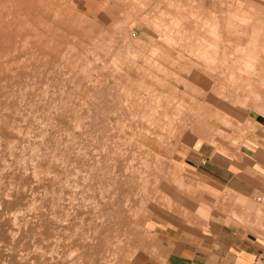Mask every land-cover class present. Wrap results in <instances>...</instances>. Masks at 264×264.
<instances>
[{
	"label": "rangeland",
	"instance_id": "374dc122",
	"mask_svg": "<svg viewBox=\"0 0 264 264\" xmlns=\"http://www.w3.org/2000/svg\"><path fill=\"white\" fill-rule=\"evenodd\" d=\"M56 1L59 3H64L66 9L75 8L73 14H75V17H77V24L80 25L81 17L79 16H82V12L77 9L78 5L81 6L83 10H85V8L89 4H92V2L98 0ZM117 1H119L121 4L127 3L128 6H126V8L119 7V13L121 15L118 14L117 16L120 21H126L129 18H131L129 20H134L135 25L129 32H135V34L139 36V38L141 37L140 39L142 41H139L141 42L139 45L144 44V42L147 41V36L150 33L149 31H155L159 28V30H166L167 27V30L172 32L171 25L167 26L171 21V17L170 20H168L171 13H169L168 15L163 13L164 16L162 14L164 9L169 8V4L171 5L170 8L179 7L185 9L186 12H188L190 8L194 9L196 13H193L192 15L188 13L186 15L190 18H193L195 20V23H216L221 29V34L224 33L223 36L219 37L218 33L206 31L208 39L214 43V45L208 44L207 47L218 48L221 52H224V57H226L228 60L233 59L234 61V58L236 57L243 58L245 56H248L247 59H250L251 65V69L249 70L251 71L252 82L249 84V86H247L245 96L239 97L233 102L231 101L232 98H230L229 100H227L226 98L230 93H232V89H230L229 91L227 90L228 86L226 83L229 82L227 79L223 80L224 85L220 87L224 91H220L221 89L219 87H216L215 92L218 94H216L217 101L220 102V105H222L223 107L226 104L229 105V108L233 111V113L224 110L222 111L220 110L221 108H217L214 105L208 107V109L206 110L208 117L206 121L208 123V126L203 128L202 133H194L190 128H188L189 125L185 127H180L178 125L182 118V113L187 110L191 103L197 102V100L193 96H189L188 94L181 95V92H179L178 96L176 98L174 97V99H172L173 94H169L168 96L171 100H173L174 105L172 107V110L175 112L178 111V114H181V118L179 117V115L177 117L174 116L173 121L171 120L172 122L170 121L168 126L164 125L166 126V130L164 126L156 127L155 123V127H151V124L153 125L151 121L155 119L151 117H144L145 120L144 118L142 119L143 125H140L139 129L141 131L139 132L138 130L136 131L132 128H129L126 125L127 123L124 124L123 122L126 121V117L123 116L121 117L122 119H124L123 121L120 118L112 119L113 121L115 120V124H112V128H116L110 133L108 132V136L107 138H105L106 133L103 132L102 128L109 127V123H105L104 120L101 122L98 116L94 117V114L92 113L93 109L91 106V103L92 101H94V99L90 100L89 102V98L86 103L83 104V106V100L81 101L82 103L80 104V106L82 107L80 111L84 113L82 118L83 121L86 120L84 121L85 123L82 120H79V122L81 121L80 123H75V121H72V113L70 112L72 109L71 107L70 109L67 108L69 106V103L71 104V102L75 100L74 98L76 96H79V99L81 100L84 97H87V94L82 96V86L77 85V82H75L73 88H80L77 90L75 89L76 91H78H75V97L74 94L68 95L59 90L57 91V89H60L56 88L60 85V81L56 82V86L54 85V82L55 80H60L62 76L61 73L56 68H54L52 64L49 65L50 67H48V65H43L40 62V64H37L35 66L34 63L27 64V62L24 64L25 66H16V64H7L5 67L1 66L0 84H2V86L0 85V88L2 89H0V104L2 106L0 105V264H135L137 256H139V259H142L140 264H152L162 261V257L164 254L161 237H159L154 231H151L152 225L154 227H157V224H159L180 231H190L191 228L206 227L207 223L210 220H214V218H223L226 223L246 226H249L252 222L261 221L262 218H264V209L261 206L248 204L243 199L241 201L238 200L235 197L234 193H232L230 190L202 178L198 173L190 170L188 167L183 165L181 161V158L184 154H186L187 149H189L191 144L195 142L196 144H198L199 142H205L212 147H219L220 143H232L238 146L243 142L248 133L253 130L246 113L252 107L257 108V104H260L262 101L261 91L262 82L264 80V0ZM135 4H137L136 6H140L135 8ZM128 9H130L132 12L134 11V13H131V11H129ZM150 16L153 17L155 25L145 31V27L147 28V23L153 22L152 19L151 21H149ZM158 17L160 18V20L164 19V21H160ZM157 18L158 20H156ZM220 19L228 20H223L222 23ZM159 21L161 22V24H163L160 25ZM225 23L229 24V28H226L227 26ZM78 28L80 29H78L79 31H84L81 30L80 26ZM100 29V26H95L94 31L97 30L98 32ZM103 29L105 31L111 30L107 29L106 27ZM165 30L163 32L164 38H166L167 36L165 34L167 31ZM145 33H147V36H145ZM142 34H144L145 37L142 36ZM149 49L150 47L146 45L145 51L150 54L151 51ZM252 56L254 57L255 62L252 61L254 60L253 58H251ZM31 66H35L34 69ZM47 67L50 70L46 69ZM219 68L220 67H218L216 70L219 71ZM33 70L39 72L35 73V71ZM32 73L35 74L33 75ZM32 77L35 78V80L32 79ZM54 77L56 79H54ZM26 79H28V81ZM47 79L49 80L47 81ZM30 80L35 82H32ZM50 81L52 82L46 83ZM37 84L39 85L36 86ZM44 84L46 88L42 86ZM67 84L69 86L68 89L71 90V81L69 83L67 82ZM26 87L28 92L26 91ZM31 87L34 88L32 89ZM42 88L44 89L43 92ZM245 88L246 87L242 86L241 89L239 88L237 90L239 91ZM121 89L124 88L122 87ZM45 91L47 93H45ZM24 93L26 96L23 97ZM10 95L12 98L10 97ZM19 96L21 97L19 98ZM36 96L38 97L35 102L34 99H36ZM52 96H54L55 98H53ZM58 98L60 100H58ZM63 99L66 101H64ZM147 100L149 101V103L148 101H146L148 105L146 106V108H149L151 104L154 105L155 98L153 99V97H150ZM26 101H28L29 103ZM5 104L7 107L5 106ZM37 104L39 106H37ZM178 104L181 106H179ZM31 106L33 107V109ZM29 107L31 108V110ZM214 107L218 110H214ZM21 108L23 110H21ZM7 109L9 110L8 112ZM53 109H55V112L53 111ZM28 111L29 113H27ZM30 111L33 113L31 114ZM88 111H90L89 116L87 115L89 113ZM129 111L130 110L127 109L125 112L129 113ZM255 111H257L258 113H262L257 109ZM118 112H120V110H118ZM16 113L18 114L15 115ZM36 113L38 114V116H36ZM62 113L65 114L63 117L61 116ZM33 116H35V118H33ZM131 118L137 119L138 117ZM24 119H26L27 122ZM38 120H40L41 122H38ZM146 120L150 121L149 123L151 124L149 125V123H147L148 121ZM10 121H12L13 123ZM36 121L37 124L35 123ZM15 122L17 126L13 125L15 124ZM74 123L75 125L72 126L73 131H71L73 135L72 139L74 138V136H77L75 137V139H73L72 144L75 147V152L70 151L71 154H66V161H61L60 155L62 151L60 150L57 138L60 137L61 134L57 132V129H59L60 126L69 129V127H71V125ZM78 124L80 125V127L79 129H76V127H78ZM123 124L124 126H126V128L123 127ZM18 125H21V127ZM39 125L43 127H40ZM170 125L176 126L174 127L175 129L172 126L170 128ZM87 126L89 127V129H86L88 128ZM145 126L146 128L149 126L150 130L146 129V131L144 132L143 128H145ZM19 128H22L21 131ZM26 128H29L27 129L28 131L30 129L31 130L28 132ZM172 128L175 132L171 130ZM17 131H19L20 134L19 132L17 133ZM25 131H27V133ZM37 131L39 132V134ZM46 131L47 133L45 134ZM166 132L168 134H166ZM170 133L171 135H169ZM39 135H42V139H40V142ZM92 135L93 139L91 138ZM123 135L125 138L121 139L123 138ZM167 135L170 136L169 140ZM27 136H30V140ZM118 136H120L121 138ZM23 137L25 138L24 140ZM130 138L132 139V141L128 142ZM167 140L169 141V143ZM111 142L114 143H112L111 145ZM127 142L129 144H127ZM130 142H135V144H131ZM124 144L126 148L125 146H123ZM50 145L52 147H50ZM78 145H80L81 147ZM128 145L133 147H129ZM137 145L138 147H140V149L137 147ZM32 147L34 150L32 149ZM81 148L84 149V151ZM113 148L115 149V151ZM69 149L73 150L72 147H69ZM141 149H143V151ZM80 150L83 151L84 154ZM78 151L79 153L81 152L80 155H78ZM124 151H126V153ZM147 151H149L148 154L150 152L152 153L147 155ZM134 153L136 156H134ZM145 154L146 156L143 157ZM51 156L53 159L51 158ZM98 156L100 157L98 158ZM88 157L90 159H87ZM155 158L157 159L156 161ZM30 160L31 162L33 161V165ZM141 160H145V163L142 161V163H144V166L140 162ZM16 161L19 162V164ZM138 163L141 164L145 170L142 166L139 167ZM158 163L160 164V167ZM127 164L128 167H126V169L128 171L126 170L125 173L123 169L125 168V165L127 166ZM153 166L156 167V169ZM165 167H167V169ZM134 168H136V171L134 170ZM159 168L160 170H157ZM114 169L116 172L114 171ZM142 173H146V175L144 174L145 177L144 175L142 176ZM32 174L35 178L38 177V179L35 180ZM172 174L176 177H174ZM140 177L145 180L141 179ZM180 177L182 181L180 180ZM156 178H158V180L167 178V180L170 182V185H173L179 191H182L181 193H183V198H186L188 201H190L194 209H189L180 204L178 208V205L174 200H171L172 197H169V195L163 196L160 191H157V194H155V189H157ZM143 181L144 183H141ZM178 183L180 184L181 189ZM188 185L189 187H186ZM108 189H110V191ZM102 190L105 192H103ZM144 193H146V195ZM199 193H201V198L197 197ZM133 195L136 196L134 197ZM149 196L151 197L150 199L153 202L149 201ZM159 198H166L165 200H167L168 202V198H170L169 204L173 201L170 204L171 206H169L170 210L167 205L168 203ZM139 199L143 201V207L142 205H140V203L142 204V201H139ZM215 200H217V202ZM101 201H104V203H102ZM147 202L149 203L147 204ZM85 203L88 204L84 205ZM32 204L34 205V207H32ZM118 206L120 208H118ZM200 207L206 209V212L201 214L198 210L196 211V209H199ZM134 209L136 210V212ZM107 210H109L110 212ZM107 216L109 217V219L107 218ZM100 217L103 218L101 219ZM248 219L251 222H248ZM97 227H99V231L98 229L97 231L95 230ZM143 229L150 232L147 233L148 231L146 232ZM118 230L121 231L119 232ZM133 232L137 234L140 232L142 234H145L143 236H145L148 241L153 242V246L151 247L152 249L146 248L145 246H142L143 248L141 247L139 249L137 247V243L139 242H136L130 237ZM106 237H108L109 239L107 238L106 240ZM110 238L112 241L110 240ZM109 243L110 245H108Z\"/></svg>",
	"mask_w": 264,
	"mask_h": 264
},
{
	"label": "bare ground",
	"instance_id": "6f19581e",
	"mask_svg": "<svg viewBox=\"0 0 264 264\" xmlns=\"http://www.w3.org/2000/svg\"><path fill=\"white\" fill-rule=\"evenodd\" d=\"M116 1L117 0H115V1H111V0L110 1H108V0L99 1L98 0V1L92 2V4H89L85 8V10H83L82 7L79 5H78V7L76 6L77 9L82 12V16H79V17H81L80 18L81 24L79 25V24H77L78 21H76L77 17H75V14H73L75 8L66 9V6L64 3H59L56 0H0V67L1 66L5 67L7 64H16V66L17 65L18 66H21V65L25 66L24 64L27 62H28L27 64L34 63L35 66L37 64H40V62L43 65H48V67H50L49 65L52 64L54 66V68H56L61 73V76H62L60 80H55V82H54L55 83L54 85L56 86V82L60 81V85L56 87V88H60V89H57V91L59 90V91L66 93L68 95L74 94V97H75V95H76L75 91L80 88V87H78L77 89L75 88L76 90L73 88L75 82H77V85L82 86V91H81L82 96L87 94V97H84L81 100L79 99V96H76L74 98L75 100L72 101L71 104L69 103V106L67 108L70 109V107H71V109H72L70 111L72 113V115H71L72 121L73 122L75 121V123H80L81 121L79 122V120L83 121L82 117H83L84 113H82L80 111V109L83 106V104L86 103V101L89 98H90L89 102H90V100L94 99V101H92V103H91L92 105L90 104L92 106V109H93L92 113L94 114V117L98 116V118L100 119L101 122L104 120L105 123L106 122L109 123V127L102 128L103 132L106 133L105 138H107L108 132L110 133L111 131L115 130V128H116V127L115 128L113 127L114 129L112 128V124H115V122H114L115 120L113 121L112 119L120 118L123 121L124 119L121 118L123 116L126 117V119H125L126 121H124L123 123L124 124L127 123L126 125L129 128H132L133 130H136V131L138 130L139 132L141 131L139 129V127L142 124V119L144 117H148V118L151 117V118L155 119V120L152 119L155 122L151 121V123H153V125L151 123H149L150 121L146 120V121H148L147 123H149V125L151 124V127L154 126V123L156 124V127H160V126L162 127L164 125L168 126L170 121L171 120L173 121L174 116L175 117H177L178 115H179V117L181 116V114H178V111L175 112L172 110V107L174 105L173 100H171L168 95L173 94L172 99H174V97L176 98L178 96L179 92H181V95L182 94H188L189 96H193L197 100L196 103H191L189 105V107L187 108V110H185L184 113H182V118L180 117L181 120L179 119L180 122L178 123V125L180 127H182V126L185 127V126L189 125L188 128H190L191 131H193L194 133H202L203 128L208 126V123L206 121V119L208 118L207 113H206V110L208 109V107L214 105L217 108L218 107L221 108L220 110H224V111L233 113V111L229 108V105L226 104L224 107L222 105H220V102L217 101V97H216L217 93L215 92V89H216V87L220 88L222 85H224L223 80L227 79L229 81L226 83L228 86L227 90L229 91L230 89H232V93H230L226 97L227 100L232 98L231 101L233 102L234 100H237L239 97H244L246 94L247 86H249V84L252 82L251 81L252 80L251 79V71L249 70V69H251L250 68L251 67L250 59H247L248 56H245L243 58L236 57V58H234V61H233V59L228 60L226 57H224L225 56L224 52H221L218 48L207 47L208 44L214 45V43L208 39V35L206 34V31H208V32L211 31L212 33H218L219 37L224 35V33L221 34V29L216 23H213V24L195 23V20L193 18H190L186 15L188 13L190 15H192L193 13H196V11H194V9L190 8L189 11L186 12L185 9H183V8H179V7L170 8L171 5L169 4V8L164 9L162 14L164 13V14L168 15L169 13H171V15H169V18H168V20H170V17H171V21H170L169 25H167V26L171 25L172 32L167 30L166 26H165L166 30L165 29L159 30L160 28L156 29L155 31H149L148 30L150 32L148 34V36H147V33H145V36H147V41H145L144 44L139 45L141 43L139 41H142L140 39L141 37L139 38V36H137L135 34V32H132V33L129 32V31H131L132 27L135 25L134 20H129V19H131V18H129L126 21H120V19L117 16L118 14H120L119 13V10H120L119 7L126 8V6H128L127 3L121 4L119 1H117V2ZM137 4H135V6ZM139 6H136L135 8H137ZM128 10L131 11L130 9H128ZM131 13H134V11L133 12L131 11ZM164 14H163V16H164ZM154 15H156V14H154ZM152 16H150L149 21H151V19H152L153 22L147 23V28L145 27V31L148 28L155 25L154 19ZM158 18L156 20H158ZM159 20H160V18H159ZM162 20L164 21V19H161L160 21H162ZM220 20L223 23V20H228V19H220ZM138 21H140V20H138ZM162 24L160 22V25H162ZM78 25L81 27V30H84L83 32L79 31L80 29L78 28L79 27ZM95 26H98V27L100 26L101 29L98 32H97V30L94 31ZM226 26H227L226 28H229V24H226ZM105 27L107 29H111V30L105 31L103 29ZM156 28H158V27H156ZM164 30L167 31L165 33L167 35L166 38H164V36H163ZM95 32H96V34H95ZM142 36H144V34H142ZM146 45H148L150 47V49H149L151 51V52L149 51L150 54L145 51ZM251 58L254 59L253 56ZM252 61L255 62V59ZM13 66H12V68H13ZM40 66H42V65H40ZM34 67H32V68L34 69ZM48 67L46 69H49ZM218 67H220L219 71L216 70ZM36 70H39V69H36ZM36 70H33V71H35V73L39 72V71L36 72ZM15 72H17V71H15ZM31 72H32V70H31ZM32 79L35 80V78H33V77H32ZM54 79H56V78L54 77ZM26 80L28 81V79H26ZM48 80L49 79H47V81ZM30 81H32V80H30ZM70 81H71V84L73 83L72 85L70 84V86H72L71 90L68 89L69 86L67 84V82L69 83ZM32 82H35V81H32ZM51 82L52 81L46 82V83H51ZM0 85L2 86V84H0ZM38 85L39 84H37L36 86H38ZM46 85H48V84H46ZM42 86L45 87V84ZM242 86L246 87V88L238 91L237 89H239V88L241 89ZM27 87H26V91L28 92ZM122 87L124 89H121ZM0 89H2V88H0ZM18 89H20V88H18ZM220 89H219L220 91H224V90H222V88H220ZM24 90H25V88H24ZM43 90L44 89L42 88V92H43ZM12 91H13V89H12ZM46 91H45V93H47ZM18 92H19V90H18ZM76 92H78V91H76ZM20 94H21V92H20ZM35 94H37V93H35ZM221 94H222V92H221ZM11 95H10V97H11ZM27 95H28V93H27ZM21 96H22V94H21ZM21 96H19V98ZM24 96H26L25 93H24L23 97ZM5 97H6V95H5ZM37 97L38 96H36V99H34L35 102L37 100ZM52 97L55 98L54 96H52ZM150 97H153V99L155 98V103H154V105L151 104V106L149 108L147 107L148 108V110H147L146 106H148V105H147L146 101H148L147 99ZM59 98H58V100L61 99V98L60 99ZM39 99H40V97H39ZM64 101H66V100H64ZM26 102H28V101H26ZM57 102H60V101H57ZM153 102H154V100H153ZM176 102H177V100H176ZM55 103H56V101H55ZM81 103H82V106H80ZM148 103H149V101H148ZM60 104H62V103H60ZM5 106H6V104H5ZM37 106H39V105L37 104ZM52 106H53V104H52ZM179 106H181V105H179ZM176 108H178V107H176ZM217 108L214 107V110H218ZM32 109H33V107H32ZM127 109L130 110L129 113L125 112ZM16 110H17V107H16ZM21 110H23V109L21 108ZM30 110H31V108H30ZM54 110L55 109H53V111ZM88 110H89V107H88ZM118 110H120L121 113L118 112ZM8 111L9 110L7 109V112ZM25 111H26V109H25ZM88 112L89 113L87 115L89 116L90 111H88ZM22 113H23V111H22ZM27 113H29V111ZM32 113L33 112H31V114ZM37 113H41V112H37ZM37 113H36V116H38ZM17 114L18 113H16L15 115H17ZM64 115H65L64 113L61 114L62 117ZM47 116H48V114H47ZM131 117H138V118L134 119ZM33 118H35V116H33ZM6 120H8V119H6ZM24 120L26 121V119H24ZM144 120H145V118H144ZM12 121H10V122H12ZM84 121H86V120H84ZM38 122H41V121L38 120ZM30 123H32V122H30ZM35 123L37 124V121ZM75 123L72 124L71 127H69V129L66 127H61V126L59 127V129H57V132H59L61 134L60 137H57L58 138V144L60 146V150L62 151L61 155H60L61 161L62 160L66 161V159H67L66 154H71V152L74 151L75 147L72 144H73V139H75V137H77V136H74V138L72 139V136H73L72 135V131H73L72 126L75 125ZM45 124H44V126H45ZM83 124H82V126H83ZM124 124H123V127L126 128V126H124ZM13 125L15 126L16 122ZM96 125H97V123H96ZM18 126L21 127V125H18ZM76 126H77V124H76ZM100 126H102V125H100ZM166 126H164L165 130H166ZM171 126L172 125H170L169 127L171 128ZM40 127H43V126H40ZM79 127H80V125L78 124V127H76V129H79ZM172 127L174 128L176 126H172ZM173 128L171 129L172 131H174ZM21 129H20V131H21ZM27 129H29V128H26V130ZM86 129H89V127ZM141 129H142V127H141ZM146 129L150 130L149 126L147 128L145 126V128H143V131L145 132ZM93 130H94V128H93ZM27 131H25V132L27 133ZM14 132H15V130H14ZM18 132L19 131H17V133ZM122 132H120V133H122ZM46 133H47V131L45 132V134ZM207 133H209V132H207ZM19 134H20V132H19ZM38 134H39V132H38ZM122 134H124V133H122ZM166 134H168V133L166 132ZM42 135H39L40 136L39 142H40V139H42V137H41ZM169 135H171V133ZM169 135H167L168 140L170 137ZM172 135H173V132H172ZM27 137H28V139L30 138V136H27ZM118 137H120V136H118ZM91 138L93 139V135ZM112 138H114V137H112ZM124 138L125 137L123 135V138H121V139H124ZM24 139L25 138L23 137V140ZM130 139L128 140V142L132 141V139L131 140ZM34 141H35V139H34ZM113 141H114V139H113ZM41 142H42V140H41ZM128 142H127V144H129ZM15 143H16V141H15ZM74 143H75V141H74ZM112 143H114V142H111V145H112ZM130 143L132 144L133 142H130ZM168 143H169V141H168ZM133 144H135V142ZM27 146H28V144H27ZM78 146H80V145H78ZM123 146H125V144ZM140 146H141V144H140ZM50 147H52V146L50 145ZM69 147H72L73 150H70L71 148L69 149ZM129 147H133V146H129ZM137 147H138V145H137ZM125 148H126V146H125ZM138 148L140 149V147H138ZM32 149H33V147H32ZM82 150L84 151V149H82ZM141 150L143 151V149H141ZM83 151H81V152L83 153ZM114 151H115V149H114ZM81 152L79 153V151H78V155H80ZM124 152L126 153V151H124ZM148 152L149 151H147V155L152 153V152H150L148 154ZM126 155H128V154H126ZM48 156H50V155H48ZM52 156H51V158H52ZM134 156H136L135 153H134ZM145 156H146V154L143 157H145ZM155 156H157V155H155ZM89 157L87 159H90ZM99 157L100 156H98V158ZM119 157H121V156H119ZM148 157H150V156H148ZM60 160H58V161H60ZM80 160H82V159H80ZM156 160L157 159L155 158V161ZM39 161H36V162H39ZM130 161H127V162H130ZM142 161L145 163V160H141L140 162L142 163ZM30 162H31V160H30ZM17 163L19 164V162H17ZM97 163H100V162H97ZM144 163H142V165ZM159 163H160V161H159ZM159 163H158V165L160 167ZM55 164H56V162H55ZM130 164H132V163H130ZM154 164H155V162H154ZM32 165H33V163H32ZM142 165L139 164L138 166L140 167ZM100 167H102V166H100ZM126 167H128V164H127V166L125 165V168L123 169L124 172L127 170ZM92 168H91V170H92ZM154 168L156 169V167H154ZM161 168H163V167H161ZM165 168L167 169V167H165ZM98 169H100V168H98ZM135 169L136 168H134V170ZM143 169H144V167H143ZM96 170H97V168H96ZM157 170H160V168ZM114 171H115V169H114ZM38 172H40V171H38ZM155 172H156V170H155ZM37 174H35V175H37ZM144 174L146 175V173H142V176ZM185 174H186V172H185ZM76 175H78V174H76ZM117 175H118V173H117ZM145 175H144V177H145ZM32 176H33V174H32ZM173 176H171V177H173ZM189 176H191V175H189ZM174 177H176V176H174ZM36 179H38V177L35 178V180ZM82 179H83V177H82ZM141 179H143V178H141ZM173 179H175V178H173ZM143 180H145V179H143ZM146 180H147V178H146ZM180 180H181V177H180ZM132 182H133V180H132ZM141 183H144V181ZM173 183H174V181H173ZM176 184H177V180H176ZM156 185H157L156 186L157 189H155L156 192L154 191L155 194H157V191H160V193H162L163 196L169 195V197H172L171 200H174L175 203L178 205V208H179V204H180V205L185 206L189 209H192V210L194 209V207L190 203V201H188L186 198L185 199L183 198L184 196H183V193H181L182 191H179L175 186L170 185V182L167 180V178H164L163 180L162 179L158 180V178H156ZM179 186H180V184H179ZM186 187H189V185ZM137 189H140V188H137ZM180 189H181V186H180ZM108 190L110 191V189H108ZM108 190H106V191H108ZM190 191H191V189H190ZM103 192H105V191H103ZM44 193H46V192H44ZM144 194L146 195V193H144ZM139 195H140V193H139ZM200 195H201V193H199V195H197V197L201 198ZM133 196L135 197L136 195H133ZM160 197H161V194H160ZM150 198L151 197L149 196V198H148L149 201H152ZM140 199H139V201H142ZM148 199H146V200H148ZM154 199H155V196H154ZM159 199H161V200L163 199L164 202L166 201L168 204L167 203H165V204L168 205V208H169V206H171L170 204L173 202L172 201L169 204L170 198H168L169 202L167 200H165L164 198H159ZM112 200H114V199H112ZM110 201H111V199H110ZM215 201L217 202V200H215ZM101 202L104 203V201H101ZM88 203H85L84 205H86ZM111 203H112V201H111ZM139 203H138V205H139ZM148 203L149 202H147V204ZM140 205H142V207H143V201H142V204L140 203ZM173 205H174V203H173ZM124 206H126V205H124ZM144 206H145V204H144ZM32 207H34V205ZM175 207H177V206H175ZM118 208H120V207L118 206ZM124 208H126V207H124ZM134 210H133V212H134ZM136 210H137V208H136ZM136 210H135V212H136ZM169 210H170V208H169ZM197 210L201 214L206 212V209H204L203 207L196 209V211ZM104 211H105V209H104ZM107 211H109V210H107ZM180 211H181V209H180ZM127 213H128V211H127ZM184 213H185V211H184ZM107 218L109 219L108 216H107ZM54 221H55V219H54ZM98 228L99 227H97L96 229L94 228V229L97 231ZM98 231H99V229H98ZM144 231L147 232L148 230H144ZM149 232L150 231H148L147 233H149ZM97 233H99V232H97ZM140 233H138V234L135 232H133L132 234L130 233L131 234L130 237L133 240H135L136 242H139V243H137L138 244L137 247L139 249L142 246H145L146 248L150 249L153 246V242L148 241V239H146V237L143 236L145 234L141 233V235H140ZM123 234H124V231H123ZM95 236H97V235H95ZM107 238L108 237H106V240H107ZM110 240H111V238H110ZM95 241H96V239H95ZM108 245H110V243ZM140 251H142V250H140ZM138 257L139 256H137V258L135 260V264H140V262L142 260V259H139ZM80 260H81V258H80Z\"/></svg>",
	"mask_w": 264,
	"mask_h": 264
},
{
	"label": "crops",
	"instance_id": "0c3cea01",
	"mask_svg": "<svg viewBox=\"0 0 264 264\" xmlns=\"http://www.w3.org/2000/svg\"><path fill=\"white\" fill-rule=\"evenodd\" d=\"M261 96L257 108L246 113L253 130L240 145L212 147L195 142L181 161L202 178L230 190L238 200L264 209V80ZM151 231L161 237L164 253L162 261L152 264H264V218L249 226L214 218L206 227L190 231L157 224Z\"/></svg>",
	"mask_w": 264,
	"mask_h": 264
}]
</instances>
